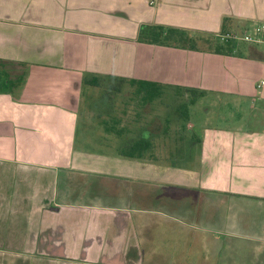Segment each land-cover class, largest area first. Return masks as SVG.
Segmentation results:
<instances>
[{
  "label": "crops",
  "instance_id": "0c3cea01",
  "mask_svg": "<svg viewBox=\"0 0 264 264\" xmlns=\"http://www.w3.org/2000/svg\"><path fill=\"white\" fill-rule=\"evenodd\" d=\"M262 24L264 0H0V264H264V45L221 40Z\"/></svg>",
  "mask_w": 264,
  "mask_h": 264
},
{
  "label": "trees",
  "instance_id": "16d2710c",
  "mask_svg": "<svg viewBox=\"0 0 264 264\" xmlns=\"http://www.w3.org/2000/svg\"><path fill=\"white\" fill-rule=\"evenodd\" d=\"M139 41L142 43H147L156 46L162 47H178L184 49H195L193 44V40L190 39L185 32L175 28L163 27V26H143L139 33ZM217 52L221 53V49L217 50ZM120 83H127L129 88L141 91H149L153 92L155 98H158L159 92L163 89L173 88L172 86H164L159 83L154 82H147V81H121ZM85 86H95L100 87V80L96 77H88L84 80ZM125 85V84H124ZM123 85V88H124ZM126 86V85H125ZM176 90L179 88L176 87ZM185 89H181L184 91ZM143 101L146 100L145 97L140 98ZM197 102V97H192L188 105H195ZM111 130V129H110ZM112 131V130H111ZM147 146L144 144H136L134 146H123L122 148L118 149L122 153V156L128 158H141L142 154L146 151Z\"/></svg>",
  "mask_w": 264,
  "mask_h": 264
},
{
  "label": "rangeland",
  "instance_id": "374dc122",
  "mask_svg": "<svg viewBox=\"0 0 264 264\" xmlns=\"http://www.w3.org/2000/svg\"><path fill=\"white\" fill-rule=\"evenodd\" d=\"M2 68V66H0V69ZM202 99V98H201ZM199 99L198 100V104H196L197 106L195 107V105H188V110H189V113H188V116H189V121L194 124L197 128L195 129L196 132L199 131V129L202 127V123H206L208 121L207 117H206V111H205V108L206 107H209V105H211L210 101H205V100H201ZM176 103L174 102V100H171V104H170V107L168 108H163L161 107H158L157 106V111H159L161 114H176L175 112V107L177 106V101L178 99H175ZM180 104V103H179ZM191 109V110H190ZM123 146H126L125 144L124 145H118L116 147V149H120L122 148ZM96 149H100L102 150V146H99V145H96V146H92ZM158 158H161V156H158ZM160 161V159H159ZM160 245H162L161 241L159 242Z\"/></svg>",
  "mask_w": 264,
  "mask_h": 264
},
{
  "label": "built area",
  "instance_id": "2783aa9c",
  "mask_svg": "<svg viewBox=\"0 0 264 264\" xmlns=\"http://www.w3.org/2000/svg\"><path fill=\"white\" fill-rule=\"evenodd\" d=\"M223 42L241 40L243 42L255 45H264V24L256 26L251 32L244 34L228 33L221 36ZM264 85V82L262 83Z\"/></svg>",
  "mask_w": 264,
  "mask_h": 264
}]
</instances>
